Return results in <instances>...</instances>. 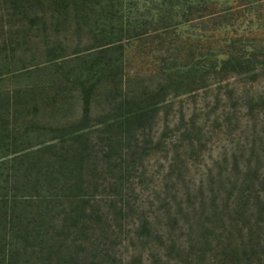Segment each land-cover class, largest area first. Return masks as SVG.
Wrapping results in <instances>:
<instances>
[{
  "label": "trees",
  "instance_id": "16d2710c",
  "mask_svg": "<svg viewBox=\"0 0 264 264\" xmlns=\"http://www.w3.org/2000/svg\"><path fill=\"white\" fill-rule=\"evenodd\" d=\"M0 25V264H264V0H0Z\"/></svg>",
  "mask_w": 264,
  "mask_h": 264
},
{
  "label": "rangeland",
  "instance_id": "374dc122",
  "mask_svg": "<svg viewBox=\"0 0 264 264\" xmlns=\"http://www.w3.org/2000/svg\"><path fill=\"white\" fill-rule=\"evenodd\" d=\"M253 27V28H252ZM256 25H242V31L249 32L250 29L255 30ZM262 28V34L257 35V36H249V35H244V38L247 40V43H258V44H263L264 45V25L261 26ZM0 39H3V25H0ZM254 39H257L258 41H255ZM140 59L136 60V62L133 63L134 68H139L141 69V64H140ZM2 233V232H1Z\"/></svg>",
  "mask_w": 264,
  "mask_h": 264
}]
</instances>
